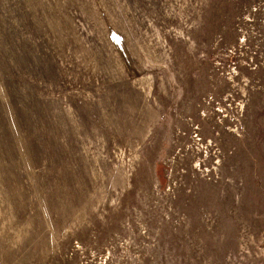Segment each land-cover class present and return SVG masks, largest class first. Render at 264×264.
I'll return each instance as SVG.
<instances>
[{"label": "rangeland", "instance_id": "rangeland-1", "mask_svg": "<svg viewBox=\"0 0 264 264\" xmlns=\"http://www.w3.org/2000/svg\"><path fill=\"white\" fill-rule=\"evenodd\" d=\"M0 264H264V0H0Z\"/></svg>", "mask_w": 264, "mask_h": 264}]
</instances>
